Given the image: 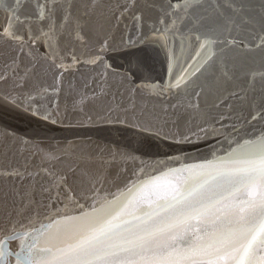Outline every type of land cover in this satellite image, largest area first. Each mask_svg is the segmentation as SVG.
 Returning a JSON list of instances; mask_svg holds the SVG:
<instances>
[{
  "label": "snow or ice",
  "instance_id": "snow-or-ice-1",
  "mask_svg": "<svg viewBox=\"0 0 264 264\" xmlns=\"http://www.w3.org/2000/svg\"><path fill=\"white\" fill-rule=\"evenodd\" d=\"M241 11L233 0H0V109L56 124L53 109H58L64 73L81 62L102 65L103 84L69 92L74 108L83 111L109 94L110 70L135 93L142 60H129L126 68L115 70L103 56L112 49L110 28L125 19L136 36L126 35L120 47H136L148 37L164 49L176 39L195 44L190 62L180 65L171 57L170 79L162 87L153 85L161 96H184L188 102L182 106L199 110L206 89L219 91L226 93L217 96L213 106L219 108L229 97L251 89L257 76L251 73L245 88L232 71L235 65L227 61L246 50L264 52V31L249 33L254 45L240 38L235 16ZM90 44L96 55L82 60L74 54L77 46ZM62 52L71 55L70 64ZM48 72L54 85L40 82ZM210 75L211 86L205 82ZM120 111L126 114L123 119ZM104 118L161 135L152 121L135 117L134 105H113ZM257 120L264 121V107L246 122ZM200 131L205 136L197 134V140L211 134L206 128ZM175 142L195 143L187 135ZM5 143L13 158L7 167L2 163ZM230 143L236 146L225 155L214 152L215 159L171 169L177 183L156 201L140 199L142 188L135 183L111 198L97 199L104 170L125 153L101 145L45 147L15 131H0V264H264V133ZM57 202H68L78 214L57 210L45 218L47 223L41 221L37 209L53 208Z\"/></svg>",
  "mask_w": 264,
  "mask_h": 264
},
{
  "label": "water",
  "instance_id": "water-1",
  "mask_svg": "<svg viewBox=\"0 0 264 264\" xmlns=\"http://www.w3.org/2000/svg\"><path fill=\"white\" fill-rule=\"evenodd\" d=\"M8 3H11V0H8ZM114 3L115 0H113ZM233 3L242 7V11L235 16L236 23L240 26V38L245 39L249 45H254L256 41L250 38L249 33L264 31V0H233ZM26 8L31 11V5H26ZM224 11L229 15H234L230 9L225 8ZM125 25L128 26L127 29ZM144 31L148 32V29L145 28ZM126 35H130L133 39L136 36L135 29L128 19H125L119 26L110 28L108 36L112 49L105 52L103 56L104 60L115 70L126 68L129 60L136 58L142 60L144 71L137 74L135 84L138 86L135 93L130 94L129 86H122L119 78L113 76L110 70L109 94L102 97L98 104L89 105L83 111L74 108L72 96L68 95L69 92L75 94L77 90H84L85 84L97 88L103 84L100 77L104 71L102 65L81 62L64 73L58 109H53V118L58 121L56 124L38 121L22 113L0 109V131H15L20 136H28L45 147L66 145L78 148L101 145L110 146L114 150L118 149L126 155L110 163L104 170L98 184L100 191L97 199L105 196L111 198L113 194L126 191L127 187L135 183L142 188L140 199L144 201H156L177 183V174L172 173L171 169L185 168L215 159L214 152L216 155H225L230 147L236 146L230 141L242 143L243 139L264 133V121H253L251 125L246 122L256 109L264 107V77L259 75L264 73V52L262 50H246L236 54L235 59L227 61L229 65H235L232 71L236 76L241 77L239 82L244 84L245 88H247L249 75L257 73L251 89L240 92L237 97H229L219 108L213 106L217 102V96L226 93L206 89L200 98V109L193 110L182 106L188 102L184 96H169L167 93L161 96L160 88L154 89L153 85L162 87L170 79L168 64L172 56L180 65L190 62L195 44L189 41H184L182 44L179 39H176L169 41V49H164L148 37L145 42L136 47H120ZM233 35H236V31ZM232 52L235 53V49ZM74 54L82 60L87 59L96 55V47L94 44L87 47L77 46ZM61 55L65 57L66 64L71 63V55L68 52H62ZM213 79L214 77L210 75L206 77L205 82L211 86ZM40 82L45 86L54 85L53 73L48 72L42 76ZM228 87L231 89V85ZM88 90L91 91V88ZM240 96L244 98L240 99ZM41 104L45 107L52 106L44 100H41ZM173 104H177L178 107L173 109L171 107ZM227 104L231 107H226ZM113 105H119L121 109L134 105L135 117L143 121H152L161 131V135L141 133L134 127L107 122L104 118L105 112ZM116 115L114 111L113 120ZM119 115L123 119L126 114L120 111ZM88 117L92 118L91 121ZM127 117L129 121L133 119L132 111L127 113ZM201 128L208 129L211 134L197 140V134L201 137L205 136L200 131ZM185 135L190 136L195 143L175 142V139ZM4 152L6 155L2 163L7 167L13 158L6 143ZM16 160L22 163L19 156ZM3 186L6 188L7 182H4ZM80 194L81 190L77 188V195L80 196ZM81 202L90 206L92 201L81 197ZM143 206L147 207V203ZM57 210L61 213L67 212L69 215L78 214L77 209L68 202H57L53 208L39 207L37 209L39 219L47 223L45 218L53 215Z\"/></svg>",
  "mask_w": 264,
  "mask_h": 264
}]
</instances>
